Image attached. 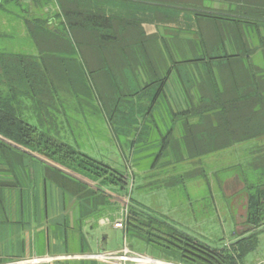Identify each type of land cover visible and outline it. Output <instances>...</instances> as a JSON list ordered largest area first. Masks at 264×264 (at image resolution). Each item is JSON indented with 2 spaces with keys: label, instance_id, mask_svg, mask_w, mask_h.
<instances>
[{
  "label": "trees",
  "instance_id": "obj_1",
  "mask_svg": "<svg viewBox=\"0 0 264 264\" xmlns=\"http://www.w3.org/2000/svg\"><path fill=\"white\" fill-rule=\"evenodd\" d=\"M15 2L25 6L27 16L23 17L21 23L35 56L0 51L2 151H24L48 166L65 171L70 177L56 170L65 180L62 187L68 191L94 196L90 189L92 184L116 186L120 182L126 185V178L115 169L39 133L36 127L24 120L23 114L24 108L37 114L45 112L42 109L45 102L53 109L54 97L58 99L59 80L69 81L68 88L73 87L69 73L71 70L66 66L70 59L65 56H81L82 43L77 40L76 31L80 32L79 37L83 40H87L84 34L95 36L97 40L103 37L108 41L119 38L118 32H122L126 24L136 25L146 41L151 38L154 44L160 42L159 46L165 50L166 61L162 59L159 63L155 58L161 56H153L150 50L145 56L147 60H144L141 51L123 47L121 52L107 59L108 67L114 63L122 65L125 78L133 77L135 68H142L148 81L139 89L134 87L132 97H136V102L132 100L125 108L119 109L117 106L115 110H108L105 106L111 105L107 95L101 97L102 100L99 95L98 100L107 115L112 112L121 118V124L127 122L130 126L140 127L134 143L141 140L147 142L149 130L154 127L147 118L158 107L165 84L175 72L185 93L186 108L182 111L169 109L173 125L166 135L160 136V150L154 165L162 157L166 158V154L169 155V141L172 139L176 160L166 161L161 167V170L171 172H175L176 166L186 161L200 163L203 158L213 154L229 149L235 151L234 147L240 144L254 140H263V143L249 149L248 173L237 176L246 191L245 213L240 224L243 232L229 247L212 248L202 240L204 238H196L170 217L138 210L145 207L131 198L130 202H134L138 208H134L135 204L127 205L124 235L127 239H133V250H136V246L146 247L151 254H161L165 259L181 264H247L245 258L256 251V237L264 225V70L256 68L250 60L255 48L249 46L248 38L253 32L264 47L261 33L264 31V0H215L221 5L219 9H209V3L213 0H30L29 3L23 0H0V9ZM114 7L117 11L112 9ZM180 18L186 21L183 27L180 26ZM202 21H211L213 24L208 22L203 28ZM54 22L55 28L50 29ZM145 24L153 25L156 29L158 26H171L176 33L174 42L181 40L179 43L192 47L195 39L200 49L192 58L174 61V48H170L167 40L158 36L157 32L147 37L143 29ZM221 25L222 28H218ZM210 35L216 41L207 45ZM226 41L232 46V52H228ZM86 45L87 51L93 55L91 44ZM167 62L171 64L169 67ZM83 66L89 79L98 70H91L84 59ZM189 67L197 73L194 78L188 74ZM166 68L167 74L161 78L160 73ZM217 70L218 75H222L223 89L215 73ZM111 71L110 76L105 77L108 83L114 77ZM62 74L66 76L65 79ZM76 74L78 79L82 75ZM194 88L197 90L195 99L192 98ZM25 100L27 104L30 103L28 107L27 104L24 106ZM177 129L178 137L172 134ZM199 178H204L209 185L208 175L202 168L170 175L165 184L170 187L178 182Z\"/></svg>",
  "mask_w": 264,
  "mask_h": 264
},
{
  "label": "rangeland",
  "instance_id": "obj_2",
  "mask_svg": "<svg viewBox=\"0 0 264 264\" xmlns=\"http://www.w3.org/2000/svg\"><path fill=\"white\" fill-rule=\"evenodd\" d=\"M214 1L209 3V9H215L216 4H214ZM23 2L29 3L30 0H23ZM112 9L117 11L116 7ZM26 16L24 4L18 5L15 2L2 6L0 9V51L35 56L31 41L24 31L23 23H21L23 17ZM180 20L182 24L180 26L183 27V23L186 21L182 18ZM208 22L211 25L213 24L211 21H202V27L206 28ZM55 25V22L51 23L50 29L55 28ZM222 26L218 28H222ZM136 27L131 23L130 25L126 24L122 32H118L119 38L116 40L109 39L108 41L103 37L97 40L94 38L95 36H90L91 39L84 34L83 37L87 40H83L82 37H79L80 32L76 31L75 36L82 43L81 56L75 57L69 54L65 56L70 59V61H67L66 66L68 70H71L69 73L73 87L68 88L70 86L69 81L59 80L58 99L56 100V97H54L53 109L49 108L48 102H45L42 108L45 112L40 111L38 114L31 109L24 108V120L36 127L39 133L65 143L97 162L115 169L126 178V185L118 182L116 186L92 184V187H90L96 194L97 201L104 203L103 206L108 208L109 212L107 214L109 215L107 216L111 223L114 224L116 218L119 219L124 215L129 208L127 207L129 203L133 206L138 203L140 206H144L145 209L138 208L136 204L134 208L137 207L138 210H144L155 216L159 214L166 215L173 221L182 222L181 227L200 228L202 230L200 235L192 231L193 236L200 239L204 238L202 240L212 248H225L226 243H229L232 237L239 236L243 232V229L235 231V228L243 222L245 213L244 198H246V191L242 188L243 183L238 180L237 176L248 173L249 149L254 148L255 145H260L263 140L240 144V146L234 147L235 151L229 149L226 152L213 154L211 157L203 158L200 163L186 161L184 164L177 165L175 172H171V170H161V167L166 161L176 160L171 145L173 144L172 139L169 141V155L166 154V158L162 157L154 165L156 155L160 150V136L166 135L165 133L173 125L169 109L182 111L186 108L184 103L185 93L175 72L169 76L165 84L164 93L160 102H158V107L147 118L150 124L154 126L149 130L150 137L147 142L141 140L134 143L140 127L130 126L127 122L124 125L121 124V118L111 114L112 112L107 115L98 100L99 95L100 100L103 99L101 97L107 95L110 97L107 101H110L111 105L105 106L108 110H115L117 106L120 107L119 109L125 108L129 102H136V97H132L134 87L139 89L148 81L142 68H135L132 71L133 77H130V79L123 76L122 65L114 63V65L110 64V68L108 67L106 64L107 59L114 56V53L121 52L123 47L126 46L125 48H135L136 51H141L144 60H147L145 56L150 50L153 56H161L155 58L159 63L163 60L166 61L165 50L160 47V42L154 44L151 38L146 41ZM171 28L168 25L165 27L158 26L157 29L153 25H143L147 37H151V34L157 32L158 36L161 35L163 39L167 40V45L170 48L171 46L174 48L172 51L174 61L178 62L182 59L192 58L196 51L200 49L196 45L195 39L192 47L184 45L185 43H179L181 40L174 42L176 33ZM261 33L264 37V31ZM248 38L250 41L249 46L255 48L250 60L256 68L264 70V47L259 44L257 36L253 32L250 33ZM215 41L210 35L207 45H212ZM87 43L91 44L90 48L94 51L93 55L87 51ZM134 44H136L135 47ZM225 44L228 52H232L233 48L229 45V41H226ZM159 51L160 53H158ZM82 58L91 70L98 69L90 75V79L86 67L83 66ZM170 65L168 63L167 67ZM110 69L112 70L110 73L114 77L108 83L105 77L110 76ZM167 69L160 73L162 74L160 75L161 78L167 74ZM76 73H82L79 79L76 77ZM215 73L218 75V70ZM188 74L193 78L195 74L197 75L196 71L190 67L188 68ZM221 76L218 75V78L220 88L223 89ZM62 77L66 78L63 74ZM133 80L136 82L135 84H133ZM196 92L197 90L194 88L192 92L193 99H195L194 94ZM25 102L26 100L23 101L24 106L27 104ZM142 102H145V100ZM29 105L30 103L27 104V107ZM178 126L180 128V123ZM172 134L178 137L179 130H174ZM178 142L180 143V140ZM0 152H4L1 146ZM5 152L12 151H6L5 149ZM153 165L154 169L152 168ZM199 168H202L208 175V186L204 178L185 180L184 183L178 182V184L176 183L170 187L165 184L170 175L182 174L184 171H195ZM102 191L106 195H103ZM129 198L135 203L130 202ZM115 203L117 205H114ZM112 207L115 211L119 209L120 214L114 216L113 211L110 213ZM97 233L100 239L103 238V234L109 237L107 250H116V248L124 245L123 235L120 232L114 235L111 225L101 227ZM127 242L129 246L134 244L133 239H127ZM256 242L258 245L256 251L245 258L247 264H264V225L261 231L258 232ZM134 249L137 253L141 252L139 254H150V250L146 247L136 246Z\"/></svg>",
  "mask_w": 264,
  "mask_h": 264
},
{
  "label": "crops",
  "instance_id": "obj_3",
  "mask_svg": "<svg viewBox=\"0 0 264 264\" xmlns=\"http://www.w3.org/2000/svg\"><path fill=\"white\" fill-rule=\"evenodd\" d=\"M214 4L215 9L221 8ZM56 170L69 176L30 153L0 152V264H114L100 255L119 252L125 245L132 249L123 229H114L108 208L97 201L96 194L65 190V180ZM118 210L112 207L110 213L115 216L120 214ZM106 225H111L114 235H123L120 248L107 250L109 237L104 234L106 241L102 243L97 232ZM185 229L192 235V231L198 235L202 231L197 227ZM238 229L242 228L237 226L235 231ZM237 237H232L226 247ZM141 255L148 258L147 264H181L161 254ZM35 258L40 261L33 263Z\"/></svg>",
  "mask_w": 264,
  "mask_h": 264
},
{
  "label": "built area",
  "instance_id": "obj_4",
  "mask_svg": "<svg viewBox=\"0 0 264 264\" xmlns=\"http://www.w3.org/2000/svg\"><path fill=\"white\" fill-rule=\"evenodd\" d=\"M127 210L125 211L124 215L115 220V223L113 225L114 229H123V222L124 218L126 217ZM123 250L116 252V253H102L100 255L101 259L108 263H117V264H147L148 258L145 256H142L141 254L135 253L132 251V249H129L128 246H124L122 248ZM40 260L35 258L32 260L33 263H37Z\"/></svg>",
  "mask_w": 264,
  "mask_h": 264
},
{
  "label": "water",
  "instance_id": "obj_5",
  "mask_svg": "<svg viewBox=\"0 0 264 264\" xmlns=\"http://www.w3.org/2000/svg\"><path fill=\"white\" fill-rule=\"evenodd\" d=\"M62 172H64L65 174H67V175H69L68 173H66L65 171H63V170H61ZM105 241H106V237L105 236H103V238H102V243H105Z\"/></svg>",
  "mask_w": 264,
  "mask_h": 264
}]
</instances>
